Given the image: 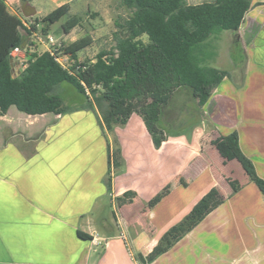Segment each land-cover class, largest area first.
I'll use <instances>...</instances> for the list:
<instances>
[{"label":"crops","instance_id":"0c3cea01","mask_svg":"<svg viewBox=\"0 0 264 264\" xmlns=\"http://www.w3.org/2000/svg\"><path fill=\"white\" fill-rule=\"evenodd\" d=\"M8 1L33 18L62 3L72 7V0H31L25 12L20 0ZM250 1L236 39L220 33L228 35V47L236 41L245 50L244 84L252 65L264 75V0ZM214 91L199 105L188 90L193 130L165 132V141L150 145L162 158L157 178L144 181L137 140L149 139L137 113L104 132L91 109L29 115L15 108V122L6 118L10 109L0 115V264H139L130 250L144 258L169 228L177 240L145 264H264V195L212 144L236 130L241 152L264 180V111L255 114L260 107L251 103V118L240 119L238 103ZM228 107L235 111L229 120ZM185 111H172L171 121ZM108 149L119 150L110 168ZM164 154L172 164L166 181ZM127 191L134 192L132 200L121 201ZM204 195L212 209L188 228L186 214Z\"/></svg>","mask_w":264,"mask_h":264},{"label":"trees","instance_id":"16d2710c","mask_svg":"<svg viewBox=\"0 0 264 264\" xmlns=\"http://www.w3.org/2000/svg\"><path fill=\"white\" fill-rule=\"evenodd\" d=\"M30 3L20 0L25 12ZM119 5L127 14L114 19L109 47L100 49L93 58L81 59L79 52L93 42L92 36L85 34L68 44L62 42L56 52L62 58L60 62L50 51L32 47L31 32L48 33L51 24L71 13L70 4L62 3L46 15L34 17L37 25L29 29L9 11L5 0H0V115L12 106L29 115L91 109L98 112L104 132L137 113L158 147L166 140L159 120L177 89L188 88L202 105L225 77L242 83L244 48L239 46L241 54L231 70L211 66L208 60L217 55L212 38L229 31L236 39L250 0H119ZM80 21L79 15L70 14L59 34L69 33ZM14 47L26 54L25 67L17 72L10 57ZM62 82L70 83L82 95L76 107L64 103L59 87ZM212 144L225 160H236L264 195V180L241 152L236 130L216 137ZM118 157V149H108L109 168L118 164ZM133 196V191H127L120 200L131 201ZM211 209L210 197L202 196L186 214L188 228L198 224ZM78 234L89 238L80 231ZM176 240L175 229L169 228L144 258L137 254L136 260L139 264L152 261Z\"/></svg>","mask_w":264,"mask_h":264},{"label":"rangeland","instance_id":"374dc122","mask_svg":"<svg viewBox=\"0 0 264 264\" xmlns=\"http://www.w3.org/2000/svg\"><path fill=\"white\" fill-rule=\"evenodd\" d=\"M8 1V0H7ZM188 3H200L202 1L208 0H187ZM9 5L13 8H16L14 4L8 1ZM71 13L76 14L81 17V21L79 25L73 28L68 34H59L61 31V24L66 21L70 14L64 15L58 21L51 24L49 33L53 37L57 38V40L62 41L65 44L70 43L71 41L85 35L89 34L92 36L93 42L91 45L83 49L79 52V57L81 59L84 58H93L95 54L102 48L109 47L111 43V33L115 29L114 19L119 15H126L127 11L119 5V0H72L71 1ZM51 6V5H50ZM49 6V7H50ZM260 16H264V8L260 10ZM226 33V31H223ZM228 35L218 34L216 37L212 38V43L216 45V52L218 56L214 57L211 60H208V64L211 66L225 68L231 70L234 68V62L236 59L240 57L239 44L233 43L232 46L228 47L227 43ZM36 50L42 51L44 50V46L38 44H33ZM63 62L65 63V58L63 57ZM233 65V66H232ZM17 67H15L16 72ZM14 70V68H13ZM248 83L244 84V75L241 84L236 82L234 77H225L215 88L214 92L224 94L227 99L235 101L239 105L238 109V118L245 120H249L253 115L252 109L248 105L251 106V103H258L259 110L255 112V114H262L264 111V75L260 74L254 66H251V70L249 73V78L247 80ZM60 95L66 105L75 106L81 102L83 99L82 95L79 94L75 88L68 82L60 83ZM186 87H181L177 89L173 96L170 99L168 105L164 108L165 115L161 117L162 121L159 120L160 127L164 130V132L172 133L174 131L184 132L185 134H189L191 130H193V116L187 117L190 115L193 109V105L191 104L192 98L188 92ZM183 107L185 111V117H180V121L174 120L171 121L172 118L169 115L172 114V111L177 113V109L179 107ZM181 109V108H180ZM234 110L228 107L225 111V118L229 120L234 115ZM252 113V114H251ZM164 114V113H163ZM254 114V115H255ZM9 117L7 119H12L14 116L15 122V107H11L8 112ZM173 117V116H172ZM33 118H29V121L32 122ZM161 119V118H160ZM40 120V118H36V122ZM23 126V123H21ZM5 135L10 137L11 129L5 127ZM38 128L36 129L35 134L33 136H38L40 133L38 132ZM146 130V129H145ZM147 132V130H146ZM210 130L208 131L209 134ZM148 135V143L145 142V138L140 137L137 140L138 146L141 148L142 156L141 161L142 164H145V168L142 171V181L156 179V168L160 166V154L154 153L151 149L152 145L155 147L153 142L150 140V136ZM6 137L5 139L9 138ZM16 137V136H15ZM12 138V137H10ZM18 139L21 138V134L17 135ZM15 139V138H14ZM147 140V139H146ZM165 161V154L163 155ZM162 158V157H161ZM156 163V164H155ZM153 169V170H152ZM172 170V164H167L165 161V165L163 166L162 178L166 181L170 177V173ZM145 171V172H144ZM159 171V170H158ZM151 172V173H150ZM153 172H155L153 174ZM158 176V175H157ZM145 178V179H144ZM110 213V212H109ZM133 250V249H132ZM133 255L136 258L137 253L133 250ZM139 263V262H138Z\"/></svg>","mask_w":264,"mask_h":264},{"label":"built area","instance_id":"2783aa9c","mask_svg":"<svg viewBox=\"0 0 264 264\" xmlns=\"http://www.w3.org/2000/svg\"><path fill=\"white\" fill-rule=\"evenodd\" d=\"M7 7L9 8L10 12H12L13 14H16L22 24L29 28L31 27L32 24H36L35 23V19L31 16L26 17L25 15L22 14L21 11L11 7L10 5H8L7 3ZM39 25V24H38ZM31 37L32 40L34 41V44H40L42 46H44V50H48L50 51V53L52 55H54L56 57V59L58 61H62V58L60 56L56 55V52L58 51V49L61 47L62 45V41L57 40V38L53 37L52 35H50L49 33L46 34H41L40 32H38L37 30L32 31L31 32ZM42 50V51H44ZM10 57H11V61L13 62V68L15 71V67H17L16 72L20 69H23L25 67V62H26V54L25 51L19 47H14L11 52H10ZM123 238H125V236L122 234ZM131 251V255L133 254L132 249Z\"/></svg>","mask_w":264,"mask_h":264}]
</instances>
